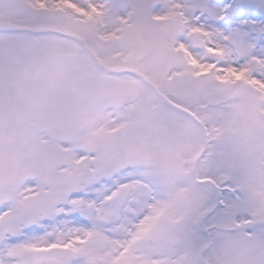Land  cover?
Here are the masks:
<instances>
[{
    "label": "snow or ice",
    "instance_id": "snow-or-ice-1",
    "mask_svg": "<svg viewBox=\"0 0 264 264\" xmlns=\"http://www.w3.org/2000/svg\"><path fill=\"white\" fill-rule=\"evenodd\" d=\"M0 264H264V0H0Z\"/></svg>",
    "mask_w": 264,
    "mask_h": 264
}]
</instances>
